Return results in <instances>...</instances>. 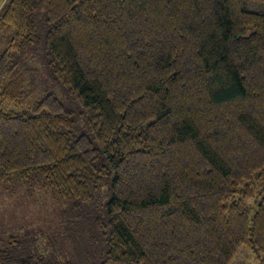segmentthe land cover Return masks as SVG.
<instances>
[{
	"label": "trees",
	"instance_id": "1",
	"mask_svg": "<svg viewBox=\"0 0 264 264\" xmlns=\"http://www.w3.org/2000/svg\"><path fill=\"white\" fill-rule=\"evenodd\" d=\"M1 46L0 182L49 189L74 261L0 264H264V0H0ZM37 54L80 110L34 101Z\"/></svg>",
	"mask_w": 264,
	"mask_h": 264
},
{
	"label": "rangeland",
	"instance_id": "2",
	"mask_svg": "<svg viewBox=\"0 0 264 264\" xmlns=\"http://www.w3.org/2000/svg\"><path fill=\"white\" fill-rule=\"evenodd\" d=\"M13 34H15L14 30L7 41ZM41 45L39 42L36 45L37 49H40ZM1 47L0 53L4 50V47ZM34 61H37L41 76L38 84L43 89L38 96H35L34 101L42 95L53 93L67 105L80 110L81 106L71 104L65 90L53 81L48 68L43 66L40 54L34 56ZM60 213L61 207L53 199L49 189L41 187L39 183L27 185L17 179L9 183L0 182V239L5 244L9 242L11 236H15L28 240L32 248L38 249L41 253L47 252L49 245H55L62 261H74L73 252L66 240L67 223L63 222ZM85 222H87L86 228L92 227L89 226L90 217H86ZM76 263L75 260L74 264ZM233 264L259 263L250 250L243 248Z\"/></svg>",
	"mask_w": 264,
	"mask_h": 264
}]
</instances>
